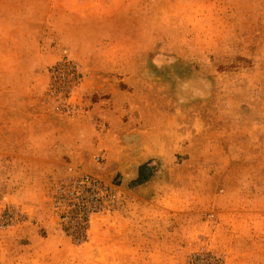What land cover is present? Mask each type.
I'll list each match as a JSON object with an SVG mask.
<instances>
[{"label":"rangeland","instance_id":"obj_1","mask_svg":"<svg viewBox=\"0 0 264 264\" xmlns=\"http://www.w3.org/2000/svg\"><path fill=\"white\" fill-rule=\"evenodd\" d=\"M0 264H264V0H0Z\"/></svg>","mask_w":264,"mask_h":264},{"label":"crops","instance_id":"obj_2","mask_svg":"<svg viewBox=\"0 0 264 264\" xmlns=\"http://www.w3.org/2000/svg\"><path fill=\"white\" fill-rule=\"evenodd\" d=\"M108 111H109V110H107L106 108H104V109L97 108V110H96L95 113H97L98 115H107L106 113H107ZM90 112H93V110L89 111V113H90ZM60 137H61L60 133L57 132V135L55 136V139L58 140ZM94 142H95V141H94ZM77 152H78V150H77ZM69 153H70L71 157H73V156L76 154V151H75V150H70ZM46 156H47V155H46Z\"/></svg>","mask_w":264,"mask_h":264}]
</instances>
